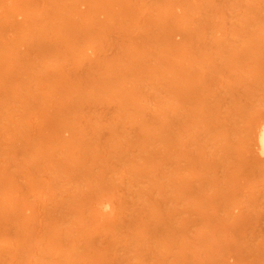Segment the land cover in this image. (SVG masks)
Segmentation results:
<instances>
[{"label":"rangeland","instance_id":"374dc122","mask_svg":"<svg viewBox=\"0 0 264 264\" xmlns=\"http://www.w3.org/2000/svg\"><path fill=\"white\" fill-rule=\"evenodd\" d=\"M264 0H0V264H264Z\"/></svg>","mask_w":264,"mask_h":264},{"label":"bare ground","instance_id":"6f19581e","mask_svg":"<svg viewBox=\"0 0 264 264\" xmlns=\"http://www.w3.org/2000/svg\"><path fill=\"white\" fill-rule=\"evenodd\" d=\"M256 146L261 155L264 156V121H262L256 132Z\"/></svg>","mask_w":264,"mask_h":264}]
</instances>
